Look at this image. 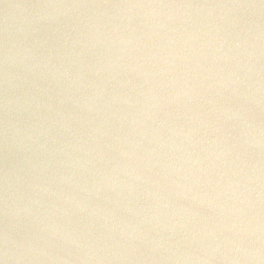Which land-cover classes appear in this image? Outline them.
<instances>
[{"label":"water","instance_id":"1","mask_svg":"<svg viewBox=\"0 0 264 264\" xmlns=\"http://www.w3.org/2000/svg\"><path fill=\"white\" fill-rule=\"evenodd\" d=\"M5 251L264 264V0H0Z\"/></svg>","mask_w":264,"mask_h":264},{"label":"clouds","instance_id":"2","mask_svg":"<svg viewBox=\"0 0 264 264\" xmlns=\"http://www.w3.org/2000/svg\"><path fill=\"white\" fill-rule=\"evenodd\" d=\"M5 245H7V235L5 234ZM7 251H5L4 253V259L0 260V264H6V260H7Z\"/></svg>","mask_w":264,"mask_h":264}]
</instances>
